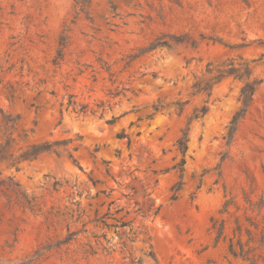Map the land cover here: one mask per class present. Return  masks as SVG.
<instances>
[{
  "label": "rangeland",
  "instance_id": "obj_1",
  "mask_svg": "<svg viewBox=\"0 0 264 264\" xmlns=\"http://www.w3.org/2000/svg\"><path fill=\"white\" fill-rule=\"evenodd\" d=\"M87 1L0 0V110L18 117L9 131L16 148L81 137L71 145L76 164L43 155L18 171L0 167V179L14 177L35 200L31 209L0 185V264H107L83 254L94 234L116 238L95 222L103 217L144 225L160 264H264V0ZM163 35L198 45L145 52ZM229 61L250 63L262 80L232 136L243 82L227 78L209 98L190 96L208 63ZM70 95L105 103V118L78 117ZM187 100L182 115L147 117L158 101ZM203 101L209 112L190 125L180 173L176 144ZM2 121L0 113V143ZM123 131L130 146L117 137ZM144 191L160 207L146 219L135 212ZM69 232L77 235L64 243Z\"/></svg>",
  "mask_w": 264,
  "mask_h": 264
},
{
  "label": "trees",
  "instance_id": "obj_2",
  "mask_svg": "<svg viewBox=\"0 0 264 264\" xmlns=\"http://www.w3.org/2000/svg\"><path fill=\"white\" fill-rule=\"evenodd\" d=\"M83 3H88L87 0H83ZM188 45L192 48L197 47V42L192 40L187 35L175 36V35H163L162 37L157 38L151 46L145 51H153L156 49H167L168 51L175 49L180 45ZM61 46H65V42L61 43ZM64 59L63 49H60L58 56L54 63L59 65ZM253 70L250 66V63L244 62L241 64H235V62H222L217 65L208 63L205 69V73L202 77L196 78L195 82L191 86V97L196 96H206L207 98L211 97L212 90L214 86L220 84L223 80L227 78L238 79L243 82V87L240 92L239 101L241 107L233 117L230 123V135L235 133L237 127L241 120L244 119L248 109L250 108L254 96L262 84V80L253 78ZM189 103L187 101H176L171 103H165L158 101L157 103L151 106L152 114L147 117H152L155 114L165 111L173 110L175 114L182 115L185 106ZM109 107V106H107ZM67 109L71 110L78 117L88 118H100L104 119L107 112L105 103H96L93 107H90L88 104H81L75 100L74 95H70L68 98ZM209 112L208 101H203L202 106L196 107L193 110L192 115L188 118L187 127L183 130L182 136L177 141V149L180 152L182 158L181 161L174 166V169H178L180 173H183L184 166L186 164L185 156L188 151V142H189V131L190 125L193 122L201 121ZM2 127L4 130L3 138L4 141L0 143V167L4 166L6 168H16L19 170V165L22 162L28 161L33 162L38 160L43 155H56L57 157H66L71 160L74 164L77 163V160L74 156V152L77 148H72L71 145L76 141L80 140V136L77 135V139L68 138L63 140L48 141L44 143L31 144L25 148H16L18 144L17 139L12 137V134L9 133L10 130H14L18 123V117H12L11 115H4L2 110ZM118 117L113 116L112 118L106 120V124L114 125L118 121ZM118 139H127L128 146H130V140L127 134L123 131L118 134ZM24 139L27 140V134L24 135ZM2 176V171H0V177ZM96 182H93L95 185ZM0 185L5 186L8 191L17 196L19 200L26 204L31 209L35 207V200L33 197L28 196L24 191H22L21 185L19 182L14 180V177H7L5 179H0ZM181 189V183H178L174 186L173 190L175 194L173 199H176L177 193ZM143 202H135L136 210L135 212L142 218L146 219L150 216H156L160 207L156 205L154 200L151 198V194H147L145 191L142 193ZM126 198L129 195H125ZM231 202H227L226 206ZM75 204L80 207L79 202ZM115 202L110 203L111 206ZM124 208L118 206L116 207L115 213L118 214L122 212ZM129 214V212H127ZM107 213L106 215H109ZM104 218V217H103ZM103 218L96 219L95 222H101L106 227H113L115 229L116 238L108 239L106 234L98 235L94 234L93 238L95 241L93 243L87 242L84 245L83 254L86 259L94 258L99 262H106L107 264H112L114 261L117 264H160L157 254L154 250V247L151 243V237L148 236L146 232V227L141 225L139 227H133L132 222H119L115 225H108L103 221ZM223 226H221L220 234H222ZM77 235V232H69L64 243H69L74 240V237ZM147 237V238H146ZM105 240V243L101 241ZM141 243L143 247H138L137 245Z\"/></svg>",
  "mask_w": 264,
  "mask_h": 264
}]
</instances>
